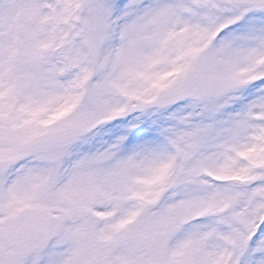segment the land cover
<instances>
[{"label":"snow or ice","instance_id":"6c2138e0","mask_svg":"<svg viewBox=\"0 0 264 264\" xmlns=\"http://www.w3.org/2000/svg\"><path fill=\"white\" fill-rule=\"evenodd\" d=\"M0 264H264V0H0Z\"/></svg>","mask_w":264,"mask_h":264}]
</instances>
